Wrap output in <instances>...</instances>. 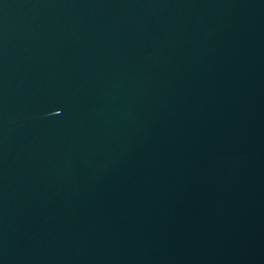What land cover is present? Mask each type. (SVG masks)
I'll list each match as a JSON object with an SVG mask.
<instances>
[{
  "label": "water",
  "instance_id": "95a60500",
  "mask_svg": "<svg viewBox=\"0 0 264 264\" xmlns=\"http://www.w3.org/2000/svg\"><path fill=\"white\" fill-rule=\"evenodd\" d=\"M0 264H264V0H0Z\"/></svg>",
  "mask_w": 264,
  "mask_h": 264
}]
</instances>
